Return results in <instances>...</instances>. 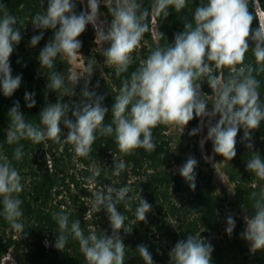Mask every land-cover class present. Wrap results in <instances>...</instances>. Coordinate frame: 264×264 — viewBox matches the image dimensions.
Returning <instances> with one entry per match:
<instances>
[{
	"label": "clouds",
	"instance_id": "1",
	"mask_svg": "<svg viewBox=\"0 0 264 264\" xmlns=\"http://www.w3.org/2000/svg\"><path fill=\"white\" fill-rule=\"evenodd\" d=\"M78 3L85 4V0H47L46 10L32 17L34 30H53L52 38L39 52L37 59L40 68L52 69L58 56L67 58L69 62L74 61L82 48V41L78 38L91 25L96 34L95 42L108 45L103 50L106 63L115 66L117 76L127 72L133 63L132 53L149 31V10L141 9L137 0H114L112 3L86 0L84 9L77 12ZM186 3L187 0H154L152 15L166 19L170 8L179 12ZM101 4L111 15L110 23L100 19ZM254 20L257 17L249 9V0H207L200 4L194 11V23H184V30L175 34L173 43L156 47L122 81L111 107L112 122L107 125L104 121L109 109L103 103L105 96L89 90L94 73L91 61L83 74L49 72L46 89L55 93L61 89L63 91L56 103L46 105L39 112L43 127L26 122L19 101H15L8 111L11 124L6 132V140L9 145H18L14 149L13 159L20 161L23 158V145L19 144L22 139L36 144L48 139L60 143L62 126L67 129L65 142L71 143L76 155L81 157L89 156L97 135L114 136L123 154H130L137 148L154 151V128L161 124L176 125L183 133L190 121L200 118L201 124L188 133L195 136L203 130L205 117L208 118L207 135L200 141L202 150L205 142L210 140L213 153L231 161L237 155V136L241 129V142H246L245 147L252 150V133L264 121L260 81L256 78L264 73V22H258L253 29ZM24 27V22L10 14L6 5L0 3V91L4 97L13 96L21 86L22 76H13L10 57L15 46L21 42L20 29ZM43 36V31L33 35L30 47L39 44ZM249 41L254 44L251 50L255 65L245 63L250 49ZM213 65L216 69L228 68L230 74L227 79L213 74ZM65 76L71 88L65 86ZM82 80L79 101L64 102V97L75 96V89ZM203 81H207L216 97L211 103V111L208 110L207 94L201 91ZM95 87H99V82ZM35 95V92H25L27 108L35 107ZM217 115L219 119L213 123ZM204 158L210 159L207 156ZM197 164L198 161L190 155L179 169V174L193 191L196 189ZM125 167L123 160L114 162L113 175L119 176ZM246 170L258 180H264V158L259 152L252 151ZM92 179L88 178V182L92 183ZM21 181V175L9 158L0 155L3 215L13 230L26 235L20 222L23 217L22 200L18 195L23 191ZM129 191L128 187L116 189L106 186L104 190L94 193L92 209L96 212L101 209L106 211L112 229L110 236L104 234L98 237L95 233L85 236L79 220L70 223L68 214H54L53 219L59 229L55 248L63 251L71 236L78 241L87 264H124L125 244L119 232L123 230L129 234L132 229L125 227L126 216L117 206L125 200ZM250 199L254 213L244 215L245 228L240 237L248 242L250 252L255 254L264 251V191L252 192ZM125 207L128 205L125 204ZM151 210L152 205L140 197L135 210L136 219L147 223L146 214ZM226 225V233L231 236L236 227L233 215L227 216ZM45 244L47 246L48 242ZM136 250L144 264H154L148 246L141 244ZM213 251L211 242L206 241L201 233H196L189 234L186 240H178L168 256L170 264H213Z\"/></svg>",
	"mask_w": 264,
	"mask_h": 264
},
{
	"label": "trees",
	"instance_id": "2",
	"mask_svg": "<svg viewBox=\"0 0 264 264\" xmlns=\"http://www.w3.org/2000/svg\"><path fill=\"white\" fill-rule=\"evenodd\" d=\"M106 2L112 3L114 0H101V3ZM206 2L207 0H187L181 11L170 8L168 17L162 19L152 15L154 0H137L141 9L149 10V31L132 53L133 63L128 71L120 76L116 75L115 66L108 65L103 56V50L108 45L95 42V31L91 25L87 26L85 33L78 38L82 41L80 53L84 54L86 65L89 61H95L98 66L92 75L89 90L105 96L103 103L109 109L104 121L106 125L112 122L111 107L119 94L122 81L156 47L173 43L175 34L184 30V23H194L196 7ZM0 3L5 4L10 14L22 20L25 26L20 29L21 42L15 46L10 57L13 76H22L21 86L11 97H4L0 91V155H6L22 177L23 191L18 195L22 200L23 211L20 222L26 233L21 234L10 227L3 215L0 198V264H6L8 258L14 260L15 264H87L78 241L71 236L63 251L55 248L59 229L53 216L65 213L69 215L70 223L79 220L85 236L91 233L98 237L104 234L110 236L112 229L106 211L101 209L96 212L92 209L94 193L104 190L106 186L130 189L125 200L117 206L126 216L125 227L132 229L129 234H125L123 230L119 232L125 244L124 264H144L136 250L141 244L148 246L154 264H170L168 253L175 243L196 233H201L213 245V264H264V251L252 254L250 247L240 237L245 228L241 215L250 216L254 213L250 194L264 191V180H258L246 170L252 151L259 152L264 158V121L252 133L254 148L247 149L246 142H241V129L237 136V155L231 161L226 159L223 170L232 186L231 193L225 188L219 191L213 172L205 171L199 162L195 169L196 189H190L179 174V169L187 158L175 155L169 126L163 124L153 129L156 144L154 151L137 148L130 154H123L119 151L114 136L97 135L89 156L81 157L76 155L71 143L65 142L67 129L62 126L60 143L48 139L36 144L22 139L19 144L23 145V158L20 161L14 160L13 152L18 145H9L6 140V132L11 124L9 109L15 101H19L26 122L43 127L40 125L39 112L46 105L56 103L63 91L61 89L55 93L46 89L48 73L56 71L67 75L71 73L72 65L67 58L58 56L52 69L40 68L37 59L39 52L52 38L53 30H34L31 19L35 14L46 10L47 0H0ZM257 7L264 12V0H249V9L257 17L253 22V29L258 26V22H264L257 14ZM81 10L82 4L78 3L77 12ZM100 10L105 16L104 21L110 23L111 15L107 8L101 4ZM40 31L44 32L43 39L35 47H30L31 37ZM249 44L245 63L255 65L251 50L254 44L252 41ZM212 68L213 74L220 79H227L230 74L228 68L216 69L214 65ZM256 78L260 81V101L264 104V73ZM97 82L98 88L95 87ZM64 83L65 86L72 87L67 76ZM82 86L83 80L77 85L75 96L64 97V102L79 101ZM26 91L36 93V105L31 109L27 108L24 100ZM201 91L206 96L215 95L207 81L201 83ZM199 122L200 118H194L188 125L194 129L199 126ZM121 160L126 165L125 169L119 176L113 175L114 162ZM90 177L93 178L92 183L88 182ZM140 197L152 205V210L146 214L147 223L138 221L135 216ZM125 204L128 205L127 208ZM230 214L236 222L231 236L225 230L226 218Z\"/></svg>",
	"mask_w": 264,
	"mask_h": 264
},
{
	"label": "rangeland",
	"instance_id": "3",
	"mask_svg": "<svg viewBox=\"0 0 264 264\" xmlns=\"http://www.w3.org/2000/svg\"><path fill=\"white\" fill-rule=\"evenodd\" d=\"M86 6V0H85ZM101 12V10H100ZM101 20H105V16L101 12ZM85 33V32H84ZM83 33V34H84ZM96 37V34H93ZM93 43H95L93 41ZM100 43V42H97ZM92 44V43H91ZM93 48V46L91 45ZM72 65L71 72H75L77 74H83L87 65L85 64L84 54L80 53L77 55L76 59L70 62ZM94 67V72L98 68L95 61L92 62ZM215 95L206 96L208 100V110L211 111L212 104L215 100ZM219 119V116L213 119V123H215ZM207 120L208 118H204V127L203 130L195 136H189V132L192 128L189 125H186L183 133L181 132V128L176 125H168L169 126V135L171 137V145L172 150L175 155L181 156L182 158H188L190 155L193 156L203 167L205 171H212L214 175V182L219 191L223 188L227 189L230 193L232 192V186L229 185L228 178L223 170L224 165L227 163V160L222 156L213 153V145L212 142L206 141L203 147V150L200 147V141L207 135ZM201 124V120L199 125ZM209 157L210 159L206 160L204 157ZM245 214H242L241 217L243 219ZM244 221V220H243ZM245 225V223H244ZM247 246H249L248 242L245 241ZM6 264H15L14 260L11 258L7 259Z\"/></svg>",
	"mask_w": 264,
	"mask_h": 264
},
{
	"label": "built area",
	"instance_id": "4",
	"mask_svg": "<svg viewBox=\"0 0 264 264\" xmlns=\"http://www.w3.org/2000/svg\"><path fill=\"white\" fill-rule=\"evenodd\" d=\"M85 4H82V9H84ZM257 14L260 17L261 21L264 20V12L260 7H257Z\"/></svg>",
	"mask_w": 264,
	"mask_h": 264
}]
</instances>
